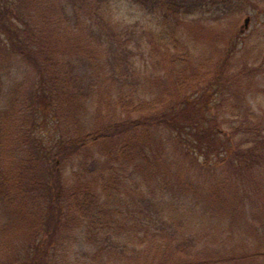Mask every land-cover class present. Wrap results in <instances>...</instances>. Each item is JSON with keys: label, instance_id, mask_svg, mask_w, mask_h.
Instances as JSON below:
<instances>
[{"label": "trees", "instance_id": "16d2710c", "mask_svg": "<svg viewBox=\"0 0 264 264\" xmlns=\"http://www.w3.org/2000/svg\"><path fill=\"white\" fill-rule=\"evenodd\" d=\"M184 1L133 0L160 18L140 32L116 21L112 0H0L1 264H264L262 246L231 245L220 228L242 227L233 219L264 170V120L230 102L246 116L229 126L238 150L210 167L221 121L205 118L202 96L218 93L219 74L195 57ZM254 218L262 227L239 234L264 240V208Z\"/></svg>", "mask_w": 264, "mask_h": 264}, {"label": "rangeland", "instance_id": "374dc122", "mask_svg": "<svg viewBox=\"0 0 264 264\" xmlns=\"http://www.w3.org/2000/svg\"><path fill=\"white\" fill-rule=\"evenodd\" d=\"M112 3L116 21L123 26L133 25L142 32L145 28L158 27L159 25L160 18L157 15L150 14L141 5L135 4L133 0H112ZM182 3L191 5V13L183 16L186 17L185 20L187 19V22L184 23L187 27L186 35L190 37L191 46L196 48V59L198 57L200 60H204L205 63H202H204L203 67L205 68L211 66V81L217 73L219 74V81H216V86L219 84L217 87L219 89L218 93L208 100L204 96L202 98L204 101L210 102L211 105L205 118L212 115V117L221 121L220 134L217 136L220 148H217L215 154L209 158L211 161L210 167L213 168L212 165L227 166L228 164L224 162L231 152L238 150L240 139L230 132L231 127L229 126H239L241 123L239 116L246 117L243 114L239 116L232 114L233 108L231 109L232 104L230 102L238 104L235 109L238 112L241 105H243L245 106L243 107L244 110L249 109L253 114L259 115L257 118L258 123L264 120V0L231 1L228 2V6L232 7L231 10H227L225 5L215 4L214 0H189L188 3L186 1ZM66 5L68 6V3ZM239 7L244 8L245 11L240 13L238 11ZM247 20L248 23H246ZM137 60H140L138 68H141L142 72L145 71V60H141V57ZM149 75V73L142 74L140 81L144 84L145 81H148ZM135 78L139 82L138 73ZM128 90H133V88ZM201 94L192 95L191 100L197 101ZM231 94L233 96L229 97ZM238 112L236 113L238 114ZM224 120H229V125H224L222 123ZM245 123L248 125L257 124L249 119ZM51 127L50 124L45 125L41 130L50 147L52 146V139L56 136V129L50 130ZM162 135L166 142L170 141V133L163 132ZM222 143L225 145H221ZM167 147L171 152L175 150V146L169 142ZM246 147L251 148L253 145L248 144ZM216 152H219V154H216ZM174 160L177 168L183 170V172L191 169L192 172L193 168L190 161L177 157H174ZM199 160L206 162L208 159L202 154ZM250 162L253 164L252 161ZM217 170H219L220 178L223 179V170ZM64 173L66 174V171ZM255 174L257 176H251V183L247 185V189L251 193L242 197L243 200L238 202L237 213L241 215H238L237 219L236 217L233 219L234 223L240 222L242 227L237 226L230 231L229 221L227 224L223 221L220 228L223 229L224 227L226 231L234 233H232L231 245L262 246V249H264V244L261 243L264 240H259L257 237L242 238L239 234L246 231L250 223L262 227V223L256 220L257 218H254V216L256 212L260 213L264 208L262 206L264 205V170L261 172L262 175L258 172ZM186 175L188 176L187 173ZM236 177L240 176L234 174L233 178ZM242 179L247 184L248 179L244 176H242ZM202 181L203 179L200 182L201 189L204 188ZM238 181L241 182V180ZM201 217L203 216L200 214L198 219H201ZM74 250L84 251V245L81 241L78 242ZM3 262L4 259L0 258V264Z\"/></svg>", "mask_w": 264, "mask_h": 264}, {"label": "water", "instance_id": "95a60500", "mask_svg": "<svg viewBox=\"0 0 264 264\" xmlns=\"http://www.w3.org/2000/svg\"><path fill=\"white\" fill-rule=\"evenodd\" d=\"M246 23H248V20H247V22Z\"/></svg>", "mask_w": 264, "mask_h": 264}]
</instances>
